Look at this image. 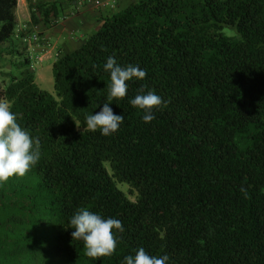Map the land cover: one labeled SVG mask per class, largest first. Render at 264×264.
Instances as JSON below:
<instances>
[{
  "label": "trees",
  "instance_id": "1",
  "mask_svg": "<svg viewBox=\"0 0 264 264\" xmlns=\"http://www.w3.org/2000/svg\"><path fill=\"white\" fill-rule=\"evenodd\" d=\"M16 6L0 0V57L11 66L0 100L41 157L0 183V264H122L140 247L166 264H264V0H136L56 54L53 93L30 69L34 31L18 27ZM29 9L37 24L50 7ZM109 57L147 75L111 102L124 121L104 136L85 117L107 102ZM141 87L166 102L149 123L130 104ZM80 208L122 221L113 255L89 258L73 240Z\"/></svg>",
  "mask_w": 264,
  "mask_h": 264
},
{
  "label": "clouds",
  "instance_id": "2",
  "mask_svg": "<svg viewBox=\"0 0 264 264\" xmlns=\"http://www.w3.org/2000/svg\"><path fill=\"white\" fill-rule=\"evenodd\" d=\"M35 31V30H34ZM39 32V31H38ZM104 70L110 72V83L107 85V102L102 110L96 114L86 115L87 130H97L104 136L116 133L124 121L123 115L114 114L109 106L114 99H123L128 92L127 81L143 80L147 72L139 66L127 65L121 67L114 57H109ZM134 108L143 110L142 117L145 123L151 122L154 108L166 106V102L154 91L144 93V88L130 100ZM77 124V123H76ZM77 127L79 125L77 124ZM41 157V145L38 138H33L28 130L17 122V114L11 111V105L0 100V183L7 182L12 177H23ZM241 192L247 196V190L241 187ZM75 229L72 232L73 240L83 241L85 256L98 259L113 255L117 248L116 232L122 233V221L115 218H103L101 215L86 208L78 209L70 220ZM169 260L167 254L163 256L149 255L140 247L135 257H125L122 264H166Z\"/></svg>",
  "mask_w": 264,
  "mask_h": 264
},
{
  "label": "crops",
  "instance_id": "3",
  "mask_svg": "<svg viewBox=\"0 0 264 264\" xmlns=\"http://www.w3.org/2000/svg\"><path fill=\"white\" fill-rule=\"evenodd\" d=\"M35 1L40 5L44 4L50 7L47 18L40 11L37 12L36 17L39 20L37 24L31 22L29 9V5H33L32 2L34 3ZM102 1L110 3V6L77 9L74 7L72 0H17L14 13L18 27H21V25H27L29 29L34 27L44 38V43L33 45V49L29 45L30 51L27 49L25 56L29 55L30 59L32 55L43 58L40 63L46 64L43 69L46 71L50 66L52 67L56 54L61 52L68 53L79 47L87 37L100 27L105 17L125 9L136 0H115L113 5L112 1L114 0ZM54 19H57L55 21L58 22L52 26L50 21H54ZM14 43L22 45L19 39H14ZM4 48H7V45L0 46V51ZM1 57L0 73L11 70L10 64L6 63L8 57Z\"/></svg>",
  "mask_w": 264,
  "mask_h": 264
},
{
  "label": "rangeland",
  "instance_id": "4",
  "mask_svg": "<svg viewBox=\"0 0 264 264\" xmlns=\"http://www.w3.org/2000/svg\"><path fill=\"white\" fill-rule=\"evenodd\" d=\"M21 1V0H19ZM28 1V0H27ZM32 7L37 5L38 2L35 1L34 3L32 2ZM24 25H21V27H23ZM32 30L35 32H37L38 30L36 28H32ZM223 33L225 35H228V36H233L235 33L232 29L230 28H224L223 29ZM31 49H33V45L31 44ZM42 59L43 58H39L36 60L34 57H32V64H31V68L32 69H35V72H36V82L38 84V86L43 89V90H46L50 93H53L54 92V89H53V76H52V67L50 66L46 71H44L43 69L45 68L46 64L45 63H40L42 62ZM24 69V67H23ZM39 75V76H38ZM0 82H2L1 80V75H0ZM0 86H1V83H0ZM119 188L124 191L127 196L131 199V200H134V197L132 195H130L128 193V189L129 187L125 184H118Z\"/></svg>",
  "mask_w": 264,
  "mask_h": 264
},
{
  "label": "built area",
  "instance_id": "5",
  "mask_svg": "<svg viewBox=\"0 0 264 264\" xmlns=\"http://www.w3.org/2000/svg\"><path fill=\"white\" fill-rule=\"evenodd\" d=\"M72 3L74 5V7H76L77 9H81V8H85V7L102 8V7L110 6V3L104 2L102 0H72ZM113 4H115V0L112 1V5ZM37 34H38V31L37 32L34 31L33 36L31 37L32 40L35 41L34 43L36 45L38 44L37 43V41H38V35Z\"/></svg>",
  "mask_w": 264,
  "mask_h": 264
}]
</instances>
